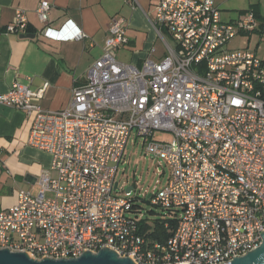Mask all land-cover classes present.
<instances>
[{"label":"built area","instance_id":"built-area-1","mask_svg":"<svg viewBox=\"0 0 264 264\" xmlns=\"http://www.w3.org/2000/svg\"><path fill=\"white\" fill-rule=\"evenodd\" d=\"M124 2L139 7L138 0ZM49 9L41 0L36 10L44 27ZM149 21L164 56H148L140 67L116 60L114 51L127 43L126 22L113 19L102 55L63 110L41 109L44 89L31 91L29 78L0 95L1 106L31 120L27 145L51 157L37 192L19 190L14 206L0 209V250L69 260L105 247L135 264H231L261 244L264 63L252 50L225 47L264 29V14L224 22L216 0H158ZM5 32L27 34L23 12ZM42 34L85 37L47 28ZM133 132L145 155L168 169L165 187L150 196L153 207L180 212L166 240L141 233L130 213L134 189L122 195L115 182ZM156 132L172 140L155 141Z\"/></svg>","mask_w":264,"mask_h":264},{"label":"crops","instance_id":"crops-1","mask_svg":"<svg viewBox=\"0 0 264 264\" xmlns=\"http://www.w3.org/2000/svg\"><path fill=\"white\" fill-rule=\"evenodd\" d=\"M47 1L50 9L44 27L36 14L41 0H0V95L14 82L25 83L29 78L31 91L44 89L42 99L37 102L41 109H65L72 88L85 82L87 70L102 55L113 19L126 22L127 43L114 51L116 60L140 67L148 56L158 61L165 54L164 50L160 54L154 49L152 53L144 51L153 33L157 36L149 18L158 0H138L139 12L124 0ZM216 5L224 22H234L248 12L256 11L260 17L264 14V0H216ZM16 11L24 13L30 30L27 34L34 35L33 39L5 32ZM44 28L61 30L66 35L81 31L85 37L79 41H54L43 36ZM144 36L146 42L142 49L139 41ZM237 37L246 38L242 49H249L251 38H257L252 50L257 54L259 41L264 40V29ZM127 47L138 51L118 59L117 52H126ZM261 59L264 63V58ZM30 127L31 120L24 112L0 105V209L14 206L19 190L35 194L38 176L51 165L50 155L27 145Z\"/></svg>","mask_w":264,"mask_h":264},{"label":"rangeland","instance_id":"rangeland-1","mask_svg":"<svg viewBox=\"0 0 264 264\" xmlns=\"http://www.w3.org/2000/svg\"><path fill=\"white\" fill-rule=\"evenodd\" d=\"M166 38L169 42V45L171 47L174 46V43L167 36ZM256 40L257 38H251L249 49L253 50V46ZM145 42L146 38L144 36V38H141L139 41L142 49L145 45ZM245 43L246 38L235 37L226 45L225 50L227 52H230L236 49H242L244 48ZM147 47L148 48L144 50L145 53L149 51L151 52V50L154 49L157 51V54H160L165 49L163 42L157 36H155L154 33ZM137 51L138 50H135L133 47H127L126 52H117V58L122 59L127 54V56H129L130 52ZM257 54L258 57L264 58V40L259 41ZM153 140L160 142H169L172 140V137L169 133L156 132L153 135ZM168 175V169L161 159L145 155L140 138H135V132H133L125 147L124 158L122 163L118 167L115 182L118 183L119 189L123 191L122 195L124 194L126 189H134V191L132 192V196L139 199L137 202L138 205L142 208L143 217H146L149 220L160 217V209L153 207L151 205V199H147V196L154 195L158 190L165 187L168 180ZM150 211H153L154 214H150Z\"/></svg>","mask_w":264,"mask_h":264},{"label":"water","instance_id":"water-1","mask_svg":"<svg viewBox=\"0 0 264 264\" xmlns=\"http://www.w3.org/2000/svg\"><path fill=\"white\" fill-rule=\"evenodd\" d=\"M20 38L33 39L34 35H21ZM117 184H115L116 188ZM133 188L125 190L126 193L132 191ZM151 195L147 196V199ZM261 244L255 250L248 252L241 258H233L231 264H264V231L260 234ZM0 264H135L130 258H121L116 252L110 251L108 248H101L96 254L90 251H84L83 254L76 259L69 260H53L43 257L42 260H34L26 253H14L7 249L0 250Z\"/></svg>","mask_w":264,"mask_h":264},{"label":"trees","instance_id":"trees-1","mask_svg":"<svg viewBox=\"0 0 264 264\" xmlns=\"http://www.w3.org/2000/svg\"><path fill=\"white\" fill-rule=\"evenodd\" d=\"M254 13L257 18H260L256 11ZM29 31L27 27V32L29 33ZM128 199L131 202L130 213L137 219L136 224L146 238L149 240H166L173 235L179 220L180 212L178 210L159 208L161 211L160 217L149 220L143 217L142 208L137 202L139 199L132 195ZM150 214H154L153 211H150Z\"/></svg>","mask_w":264,"mask_h":264},{"label":"bare ground","instance_id":"bare-ground-1","mask_svg":"<svg viewBox=\"0 0 264 264\" xmlns=\"http://www.w3.org/2000/svg\"><path fill=\"white\" fill-rule=\"evenodd\" d=\"M180 264H184V263H180Z\"/></svg>","mask_w":264,"mask_h":264}]
</instances>
